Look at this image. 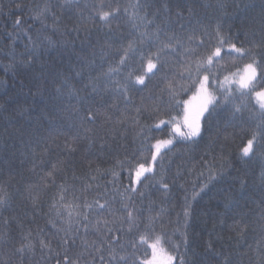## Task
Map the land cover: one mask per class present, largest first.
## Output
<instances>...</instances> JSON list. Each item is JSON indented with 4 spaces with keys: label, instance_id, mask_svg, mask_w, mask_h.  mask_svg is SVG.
Wrapping results in <instances>:
<instances>
[{
    "label": "trees",
    "instance_id": "16d2710c",
    "mask_svg": "<svg viewBox=\"0 0 264 264\" xmlns=\"http://www.w3.org/2000/svg\"><path fill=\"white\" fill-rule=\"evenodd\" d=\"M93 2L75 0L69 9L62 7V0H0V190L8 196L0 207V260L20 264L15 249L31 233L35 249L24 255L23 264H57V259L62 264L65 247L72 259L83 252L82 261H88L91 252L99 264V254L85 249L83 241L105 244L103 254L108 259L102 234L92 228L100 218L113 229L107 239L119 237L114 247L128 256L126 264L149 261L148 243L157 235L167 255L174 257L172 264H179L182 256L191 264H223L225 258L230 264H260L264 138L250 157L241 153L264 121L252 95L237 92L233 105L242 101L247 105L241 113L233 116L231 106L217 108L203 121L199 137L191 141L175 137L155 162L150 146L157 139L170 138L172 128L170 123L159 129L154 125L173 118L182 121L183 101L196 92L192 79L180 75L184 48L194 49L191 58L195 59L216 47L227 50L229 44H236L253 49L264 65V0H106L121 9L110 32L90 21ZM137 4L139 8L133 7ZM45 6L49 11L36 19ZM177 12L182 17L169 31L178 34L183 47L166 56L161 70L145 86L131 88L130 99L125 100L116 81L124 82L128 68L116 76L103 73L117 65L129 41L145 53L155 51L156 26L165 17L177 20ZM133 13L144 19L130 18ZM221 37L226 41L223 45ZM139 55L137 51L130 57V67L139 68ZM249 62V57L225 51L218 61L223 68L212 71L223 79ZM261 73L255 90L264 88V67ZM90 81L98 85L95 90ZM170 83L175 97L169 92ZM89 110L99 112L93 122L83 120ZM140 163L152 165L155 174L146 173L133 185ZM211 172L220 175L209 182ZM204 184L207 187L201 191ZM132 187L137 190L132 192ZM97 201L107 207L99 210ZM65 205H79L77 211L88 215L87 231L82 215L79 225L73 222L75 216L70 221ZM124 205L136 217L138 226L131 231ZM141 235L148 243L139 242ZM41 239L51 251L41 249ZM64 239L68 245L62 243Z\"/></svg>",
    "mask_w": 264,
    "mask_h": 264
},
{
    "label": "snow or ice",
    "instance_id": "6c2138e0",
    "mask_svg": "<svg viewBox=\"0 0 264 264\" xmlns=\"http://www.w3.org/2000/svg\"><path fill=\"white\" fill-rule=\"evenodd\" d=\"M75 0H62V7L71 8ZM17 7H20L17 5ZM85 7H89L85 5ZM133 7L139 8L140 5H134ZM165 12H168V6L165 4L164 6ZM49 11L48 6L40 9L36 14V19H40L42 16H45ZM127 13L128 10L124 9ZM121 9L119 6L112 7L110 3H106V0H94V2L90 6L89 19L100 29H107L109 32L111 31V22L120 15ZM177 20H173L171 17H165L160 25L156 26V30L153 34L154 39L158 41V46L155 51H150L145 53L141 48H138L137 43L134 41H129L127 47L123 49L124 54L120 56V60L115 67H109L108 70L103 73L105 77L116 76L120 74L121 70L125 67L128 68L127 75L124 77V82L116 81V90L119 91L125 100H129V91L131 88L136 86H145L147 79L150 78L151 75H155L157 72L161 70L165 63V57L176 53L178 48L183 47V43L180 40L178 34L175 31H169L172 28V25L177 23L181 17L182 13H176ZM130 18L132 19H141L143 17H137L135 13L130 14ZM21 20L17 18L16 25L19 26ZM149 25L154 23V21H149ZM179 27L181 29L184 28V24L179 23ZM142 36H147L148 33H141ZM217 35L219 36V30H217ZM163 36L164 39H160ZM31 39V38H30ZM47 39V38H46ZM193 39V37L189 36V42ZM202 44L203 41L201 40ZM226 41L223 37L220 38V44H225ZM140 44L143 45V40L140 41ZM137 51L140 52L139 55V68H132L129 66V60L132 55H134ZM194 49L184 48L183 55L185 57L184 62L181 64L182 71L180 75L183 77L185 74L187 77L191 78L193 83L196 86L195 94L189 98V100L183 101L184 109H183V118L181 120H177L173 118L169 121L160 120L155 128L159 129L162 125L166 123H170L172 125L171 132L169 133L168 139H157L154 144L150 147L152 151V161L155 162L164 149H168L169 146L173 145V140L175 137H181L185 140L191 141L193 138L199 137L202 134L203 130V121L207 120L208 116H210L214 110L219 107H232V115L235 116L237 113H241L244 108L247 106L245 102H241L240 104L233 105V99L235 94L238 92L240 96H245L247 94H251L252 98L255 99L256 105H258L260 114L264 116V88L259 90L256 89V82L261 78V69L264 67L262 65L261 60L257 59V53L253 49H245L242 47H237L236 44H229L227 50L223 47H216L214 50L208 51L204 55L197 56L195 59H192V55L194 54ZM227 51V54L235 56L239 58L249 57V63L244 64L242 73L240 70L236 72L229 73L225 75L223 79H219L218 74L212 71L213 67L218 66V61L223 58V55ZM31 59V58H30ZM219 68H223L222 65L218 66ZM140 72V74H137ZM203 74V75H201ZM239 77V79H237ZM167 79V77H165ZM198 81V84L196 83ZM93 89L98 86L92 81ZM169 92L175 97L176 92L173 90L174 85L169 84ZM219 92V95L216 93ZM193 101L197 103L193 105ZM179 101H177V105ZM139 111V109L137 110ZM99 116V112H93L91 110L87 111L86 116L83 120L88 122L95 121ZM153 126L149 127V131L152 130ZM85 131H91V129H85ZM264 138V121H262L258 125V131L253 132L250 139L247 140L244 147L241 149V153L243 157H250L255 153L257 144L259 139ZM55 165H53V169H55ZM146 173H154V167L152 165L145 166V164L140 163L135 168V177L131 181L133 185L141 182V178L145 177ZM48 175H52V172H49ZM116 176V173H113ZM220 173L211 172L209 175V182L217 179ZM164 189L168 188L167 184H162ZM207 187V184L201 185V191ZM132 192H135L137 189L132 187ZM199 193H193V197ZM63 199V196H61ZM130 199V197H129ZM8 201L7 193L3 190H0V207L4 206ZM97 205L99 210H103L107 207V204H99L97 201ZM66 209H68L69 219L73 221V216H75V220L73 221L77 225L81 223V213L77 211L79 209V205H65ZM88 210H92V205L84 206ZM127 210L126 221L129 226V231L133 229V227H137L136 217L133 214L132 210L127 209V205H124ZM185 217L187 218L189 213V208L186 207L184 209ZM82 219L84 221V229L85 231L89 228L88 223V215L85 213L82 215ZM125 220L124 217H121V222L123 223ZM7 220L4 221L7 224ZM109 221L106 219L98 218L94 224H92L93 230L97 234H102V239L105 240L107 245V256L108 259H105V244H100L97 246L96 242L93 241L91 244L88 243L87 240L83 241L85 249L91 248L94 250L96 254H99V264H126L128 260L127 255H122L118 253L115 244H119V237H112L111 240H108L107 237L110 233H112L113 229L108 227ZM74 235V234H73ZM140 243H148V238L145 235H141L139 237ZM64 245H68L69 241L64 239L62 241ZM41 249H49L51 251V247L49 243H46L43 239L39 241ZM72 244H75V240L72 241ZM185 245L187 247V240L185 239ZM148 246L152 249V259L149 261H144L143 264H172L174 259L173 256L167 255L164 248L162 247V237L157 235L154 239L148 243ZM210 248L211 245L209 244ZM121 250L123 246H120ZM132 248H136V244H132ZM35 249V244L31 239V233L26 234L22 238V243L20 247L15 249V252L18 253L21 257L20 264H23V257L26 253H31ZM61 255L60 252L56 253V256L59 257ZM91 256V259L88 261H82V257L84 253H80V255L76 259H72L69 255V249L65 247L63 249V261L62 264H97L96 256L92 255L91 252L88 253ZM186 255V254H185ZM0 264H8L7 261L0 260ZM57 264H61V261L57 259ZM179 264H191V262L186 259L184 256L180 258ZM223 264H230V261L225 258ZM260 264H264V255H262Z\"/></svg>",
    "mask_w": 264,
    "mask_h": 264
},
{
    "label": "rangeland",
    "instance_id": "374dc122",
    "mask_svg": "<svg viewBox=\"0 0 264 264\" xmlns=\"http://www.w3.org/2000/svg\"><path fill=\"white\" fill-rule=\"evenodd\" d=\"M241 73H242V70H241ZM237 79H239V77H237ZM151 259H152V258H151ZM151 259H150V260H151Z\"/></svg>",
    "mask_w": 264,
    "mask_h": 264
}]
</instances>
